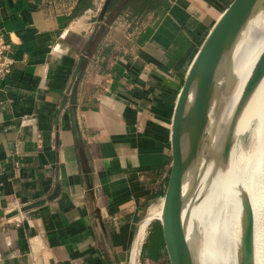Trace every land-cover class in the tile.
<instances>
[{"label":"crops","instance_id":"obj_1","mask_svg":"<svg viewBox=\"0 0 264 264\" xmlns=\"http://www.w3.org/2000/svg\"><path fill=\"white\" fill-rule=\"evenodd\" d=\"M101 1L0 0L15 61L0 84V209L43 201L0 221V264H129L133 244L137 264L180 91L233 0H157L140 17L118 0L103 18ZM140 264H170L157 221Z\"/></svg>","mask_w":264,"mask_h":264},{"label":"bare ground","instance_id":"obj_2","mask_svg":"<svg viewBox=\"0 0 264 264\" xmlns=\"http://www.w3.org/2000/svg\"><path fill=\"white\" fill-rule=\"evenodd\" d=\"M263 53L264 0H253L246 26L204 100L207 142L198 167L189 169L184 178L183 220L194 264H240L246 202L254 217V264H264V77L242 103ZM162 210L163 203L158 211L149 210L137 246L148 225L162 220Z\"/></svg>","mask_w":264,"mask_h":264},{"label":"water","instance_id":"obj_3","mask_svg":"<svg viewBox=\"0 0 264 264\" xmlns=\"http://www.w3.org/2000/svg\"><path fill=\"white\" fill-rule=\"evenodd\" d=\"M112 0H106L101 18L106 14ZM253 0H233L212 27L186 75L180 91L172 122V163L167 189L164 196L162 226L165 247L170 264H194L183 220V183L186 173L197 168L203 147L207 142L208 117L204 100L211 93L215 75L226 58L237 36L246 26L248 11ZM82 58L76 70V79L81 77ZM264 77V53L242 99L244 103L260 80ZM77 86L70 89L71 98ZM74 114V110H72ZM229 144L225 148L228 153ZM43 204L36 202L18 210L6 213L0 209V217L11 219L21 212H27ZM254 217L251 204L246 202V223L244 227L240 264H254Z\"/></svg>","mask_w":264,"mask_h":264},{"label":"built area","instance_id":"obj_4","mask_svg":"<svg viewBox=\"0 0 264 264\" xmlns=\"http://www.w3.org/2000/svg\"><path fill=\"white\" fill-rule=\"evenodd\" d=\"M103 2L101 1L98 6L96 13L99 14L102 10ZM14 51V46L10 38L3 32L0 31V84L9 79L14 72V59L12 57ZM9 212L12 211V206L9 207ZM5 218L0 217V221H2ZM145 240V238H144ZM144 240L142 242V245L140 247L139 256L137 259V264H140L141 261V255H142V247L144 245ZM134 244L131 249L130 254V262L129 264H132V251H133Z\"/></svg>","mask_w":264,"mask_h":264},{"label":"trees","instance_id":"obj_5","mask_svg":"<svg viewBox=\"0 0 264 264\" xmlns=\"http://www.w3.org/2000/svg\"><path fill=\"white\" fill-rule=\"evenodd\" d=\"M117 1L118 0L111 1L107 13L110 14L114 11ZM156 1L157 0H129V3L125 7V10H128L131 13V15L135 17H140L144 13L157 9L156 7L157 5L155 6Z\"/></svg>","mask_w":264,"mask_h":264},{"label":"rangeland","instance_id":"obj_6","mask_svg":"<svg viewBox=\"0 0 264 264\" xmlns=\"http://www.w3.org/2000/svg\"><path fill=\"white\" fill-rule=\"evenodd\" d=\"M243 142H244V144H246V147L249 145V135H246L245 137H243ZM164 196L165 195H163L162 196V198L160 199V200H158V201H156V202H154L155 203V210L156 211H158L159 209H160V207H161V204H162V202L164 201ZM148 213H149V211H148ZM149 215V214H148ZM147 215V216H148ZM147 216H146V218H147ZM155 221H157V222H159L158 220H155ZM153 222V221H152ZM160 223V222H159Z\"/></svg>","mask_w":264,"mask_h":264}]
</instances>
